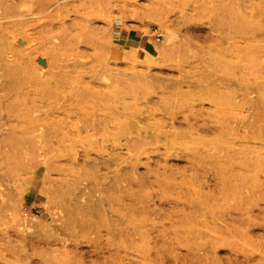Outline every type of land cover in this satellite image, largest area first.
Returning a JSON list of instances; mask_svg holds the SVG:
<instances>
[{
  "label": "rangeland",
  "instance_id": "rangeland-1",
  "mask_svg": "<svg viewBox=\"0 0 264 264\" xmlns=\"http://www.w3.org/2000/svg\"><path fill=\"white\" fill-rule=\"evenodd\" d=\"M0 264H264V0H0Z\"/></svg>",
  "mask_w": 264,
  "mask_h": 264
},
{
  "label": "bare ground",
  "instance_id": "bare-ground-1",
  "mask_svg": "<svg viewBox=\"0 0 264 264\" xmlns=\"http://www.w3.org/2000/svg\"><path fill=\"white\" fill-rule=\"evenodd\" d=\"M14 1H16V0H14ZM5 6H7V5H5ZM7 8V7H6ZM22 8V7H21ZM24 8V7H23ZM1 10H2V8H1ZM2 12V11H1ZM7 13V12H6ZM8 14V13H7ZM11 15V14H10ZM24 17V16H23ZM7 19V18H6ZM50 25V24H49ZM45 27H47V26H45ZM44 27V28H45ZM46 29V28H45ZM170 39V38H169ZM31 55V54H30ZM46 66V65H45ZM45 66H44V68H45ZM40 72V71H39ZM215 74V73H214ZM43 75V74H42ZM231 82H232V79H230V80H228V83H230L231 84ZM211 87L213 88V90H218L217 88H215V86L212 84L211 85ZM250 87V86H249ZM212 88H210V89H212ZM210 89H209V91H210ZM242 90V89H241ZM211 92V91H210ZM230 93V92H229ZM212 94V93H211ZM214 94V93H213ZM125 96V95H124ZM237 96V95H236ZM209 97L211 98H213V95H211L210 96V94H209ZM216 97V96H215ZM214 100V99H213ZM185 126L187 127V128H189V129H194V128H198L199 130H203V131H206V130H215V129H212L213 127H217L219 130H222L223 129V126L222 125H216V124H218V121H216V122H211L210 124H208V123H205V122H202V123H200V122H198V121H190V120H188V119H185ZM2 124V123H1ZM174 124V123H173ZM118 127V126H117ZM228 133V132H227ZM19 157V156H18ZM99 163V162H98ZM105 201V200H104ZM103 201V202H104ZM106 204V203H105ZM62 233V232H61ZM13 242V241H12ZM22 260V259H21Z\"/></svg>",
  "mask_w": 264,
  "mask_h": 264
},
{
  "label": "built area",
  "instance_id": "built-area-1",
  "mask_svg": "<svg viewBox=\"0 0 264 264\" xmlns=\"http://www.w3.org/2000/svg\"><path fill=\"white\" fill-rule=\"evenodd\" d=\"M152 35L154 36L155 41L161 42L164 40L165 32L159 27H154L152 29Z\"/></svg>",
  "mask_w": 264,
  "mask_h": 264
}]
</instances>
